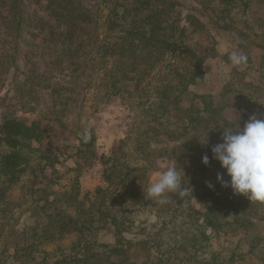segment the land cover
Instances as JSON below:
<instances>
[{"label": "trees", "instance_id": "trees-1", "mask_svg": "<svg viewBox=\"0 0 264 264\" xmlns=\"http://www.w3.org/2000/svg\"><path fill=\"white\" fill-rule=\"evenodd\" d=\"M36 4L44 6L47 17L28 12V6ZM248 8L246 0H0V264H212L216 256H199L196 246L187 247L186 237L173 241L158 233L125 237V212L143 203L146 191L139 179L148 180L149 172L147 164H133L131 159L137 153L149 158L160 151L151 145L161 137L164 144L174 143L164 151L181 166V181L189 193L183 198L163 196L167 203L179 199L176 219L195 217L204 239L223 225L221 218L229 213H235L234 222L243 226L264 220V202L234 194L217 180L218 173L225 180L230 177L211 151L222 142L220 126L231 123L225 111L238 100L242 101L237 107L242 111L241 126L250 114L263 115L262 105L256 112L252 103L243 100L244 92L234 80L246 87L251 84L242 80L244 72L236 70L223 88L221 101L213 94L189 91L204 76L205 61L215 55L219 35L215 30H234L240 39H249L232 26L234 11L244 17L255 36L264 38V32H257L245 18ZM23 44L27 72L23 78L15 75L11 94H2L11 71H19ZM34 57L44 69L35 67ZM92 88L97 102L121 97L133 113L127 137L103 156L106 186L96 189L85 203L77 188L58 192L54 189L58 178L45 176L43 186L25 185L21 195L12 196L32 154L40 159L35 179L56 172L52 153L41 147L46 126L40 120L19 117L17 108L35 109L41 93L47 91L53 119L68 128L66 121L79 117ZM208 133V143H200ZM79 141L78 151L92 146L93 133L86 131ZM125 148L132 152L126 153ZM205 154L210 158L208 165L202 162ZM209 181L214 187H209ZM26 213L33 218L34 228L18 227L20 215ZM98 229L112 232L115 242L95 241L92 234ZM74 231L79 236L68 245L59 244L52 251L46 247ZM263 239L264 235L253 236L247 253L264 245ZM133 247L137 251L131 252ZM242 256L233 250L227 263Z\"/></svg>", "mask_w": 264, "mask_h": 264}, {"label": "rangeland", "instance_id": "rangeland-1", "mask_svg": "<svg viewBox=\"0 0 264 264\" xmlns=\"http://www.w3.org/2000/svg\"><path fill=\"white\" fill-rule=\"evenodd\" d=\"M246 1L249 4V8L245 18L251 20L250 22H252L257 32H264V0ZM186 4L194 5L192 1H188ZM196 6L199 7L198 5ZM199 8L202 7L200 6ZM27 10L30 14L35 13L37 16L47 17V12L43 5H30ZM208 11L210 9L205 10L206 13ZM236 14L235 11L232 13L233 17L236 18L232 26L246 33V37L249 39H240L234 30L229 32L226 30H215L219 34H216L215 55L205 61L203 66L204 76L195 84H192L189 91L197 94H213L217 101H221V93L225 84L233 79L235 71L238 70L244 72L242 80L250 83L251 86H243L238 79L234 80V82L244 92L242 95L243 100L252 103L256 107L255 111L257 112L260 105H262V110H264V38L255 36L249 29V24L243 21L245 20L244 17L240 15L237 17ZM202 19L207 21L208 25H213L206 16L202 17ZM30 28L31 31L36 32L32 26ZM24 37L29 38V33H25ZM39 39H41L40 36L36 41ZM25 50L26 44H23L20 48L19 71H11L8 81L1 91L2 94L9 91L17 73H20L18 75L19 78L25 76L24 74L27 72L24 67L25 58L23 55ZM36 52L37 49L35 48L34 54ZM233 52L244 56L246 59L239 64H233L230 60V55ZM34 60H36L35 67L44 69L43 64L37 58L35 59L34 57ZM9 92L11 94V91ZM41 94L40 104L35 109L21 110V108H17L16 112L19 117L27 119L29 122L40 120L46 126V137L43 139L41 147L45 152L52 153L51 159L55 160L56 172L51 175V171H48L46 175H41L39 179L36 178L37 182L33 184L31 179L36 180L35 173L38 171H34V169L40 159L38 157L35 158L34 154H32L29 166L23 174V180L15 186L12 196L18 197V194L21 195V191H25V185L37 188L47 182L48 178H45V176H55L59 180V184L54 186L55 190L60 192L77 188L79 198L81 200L86 199L83 202L87 203L91 200L96 189L106 186L103 179L104 165L102 162L105 161L103 156H108L115 144L125 139L129 134L133 116L132 110L127 101L121 97H116L105 103L97 102L94 99L95 92L92 88V91H88V96L84 100V107H82L79 117L75 119L70 117L66 121L68 128H63L53 119L51 113L52 97L49 96V92L44 91ZM232 100L235 99L233 98ZM241 103L242 101L238 100L235 107L228 108L225 111L231 123L241 124L242 111L237 110ZM75 112L73 110L70 113L71 116H74ZM253 114H250L247 120ZM257 117L264 118V111L263 115H257ZM86 131L93 133L92 146L83 147L82 150L78 151L80 146L79 138ZM164 139V137H161L158 140L159 142L152 141L151 148L155 147L154 149H156L157 147L160 151L157 153L153 152L149 155V158L137 153L131 159L133 164H147L149 172L147 173L148 180L141 181L139 179L146 191L143 203L140 206L128 207L125 212L126 225L128 226L125 237L136 239L143 236H154L157 233L158 235L156 236H167V240L186 237L188 239L187 247L194 249L196 246L199 256H205L206 258H210L211 254L216 256L212 264H230L227 263V258H230L233 250L238 255L243 254L241 259L236 257L237 260L233 264H264V245L256 249L254 253H247L253 236L264 235V220L256 219L253 224L247 223L243 226L241 222H234L235 213H229L221 218V222H224L223 225L214 230L212 236L208 235L209 238L204 239L203 233L199 231L198 223H195V217H191V219H184L181 216L177 219L175 218L176 214L179 213H175L176 209H174L177 207L176 200H179L178 198L167 203L164 199L163 202H160L158 199L147 196L151 183L155 182L169 165L176 167L180 177L182 176L181 166L168 158L167 153L164 151L166 146L172 148L174 143L166 142L164 144ZM125 150L126 153L132 152V148H125ZM132 175L136 176L138 180V172H134ZM173 194L165 193L164 195L166 197L169 195L171 198ZM194 205L200 208L199 203ZM19 225L20 227L28 226L29 228L36 226L29 213L20 215L18 227ZM65 236L58 243L47 244L48 250H55L59 244L61 246L68 245L75 240L76 236H79V233L74 231L71 234H65ZM92 236L98 243H114L116 240L113 233L105 229L95 230ZM134 251H137L135 247L132 248L131 252Z\"/></svg>", "mask_w": 264, "mask_h": 264}, {"label": "clouds", "instance_id": "clouds-1", "mask_svg": "<svg viewBox=\"0 0 264 264\" xmlns=\"http://www.w3.org/2000/svg\"><path fill=\"white\" fill-rule=\"evenodd\" d=\"M246 58L236 52L231 53L230 60L239 64ZM222 142L211 148L213 158L220 162L230 180L224 179V174L218 173L217 180L225 187H231L234 194H241L250 201L264 202V118L253 114L240 124L229 123L220 126ZM207 138L200 140L207 144ZM205 165L210 158L205 154L202 158ZM209 187H214L208 182ZM165 193H174L181 198L188 195L187 186L182 183L176 167L169 165L148 188L147 196L163 202Z\"/></svg>", "mask_w": 264, "mask_h": 264}]
</instances>
